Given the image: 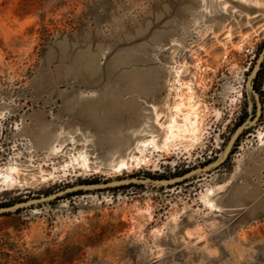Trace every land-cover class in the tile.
Here are the masks:
<instances>
[{
	"label": "rangeland",
	"instance_id": "1",
	"mask_svg": "<svg viewBox=\"0 0 264 264\" xmlns=\"http://www.w3.org/2000/svg\"><path fill=\"white\" fill-rule=\"evenodd\" d=\"M263 51L264 0H0V207L66 192L0 264H264Z\"/></svg>",
	"mask_w": 264,
	"mask_h": 264
},
{
	"label": "water",
	"instance_id": "2",
	"mask_svg": "<svg viewBox=\"0 0 264 264\" xmlns=\"http://www.w3.org/2000/svg\"><path fill=\"white\" fill-rule=\"evenodd\" d=\"M264 61V51L262 52L259 60H258V63L253 71V76L252 78L255 79L260 71V68L262 66V63ZM252 86V82L250 83V87ZM243 130V128H241L238 133H240L241 131ZM208 171V169H205V168H201L199 170H194L193 172H190L188 174H186L185 176L183 177H180L179 179H176V180H173V181H169V183H176V182H182V181H185L186 179H189L199 173H204ZM136 182H140V180H135ZM131 181H118V182H112V183H107V184H103V185H87V186H81V187H77V188H72L69 190V192H77V191H80V190H89V189H105V188H110V187H115V186H119V185H123V184H126V183H130ZM66 193V192H64ZM64 193H59V194H55V195H52V196H49V197H43L41 199H36V200H31V201H26V202H22V203H18L16 205H13V206H9V207H0V214H8V213H12V212H15V211H19L21 209H24V208H29V207H32V206H35V205H39V204H42V203H46V202H49V201H52L54 199H57L59 196H61L62 194Z\"/></svg>",
	"mask_w": 264,
	"mask_h": 264
},
{
	"label": "bare ground",
	"instance_id": "3",
	"mask_svg": "<svg viewBox=\"0 0 264 264\" xmlns=\"http://www.w3.org/2000/svg\"><path fill=\"white\" fill-rule=\"evenodd\" d=\"M184 99V98H183ZM183 99H181V100H183ZM180 104V105H179ZM178 109L179 110H182V109H186V108H188L190 105H189V102L188 103H186L185 101H181V103H178ZM191 107V106H190ZM192 108V107H191ZM196 108H194V110H195ZM176 110H177V107H176ZM178 110V111H179ZM179 112H181V111H179ZM188 112V111H187ZM192 112V111H191ZM195 112V111H194ZM185 113V112H184ZM176 114V113H175ZM179 114V113H178ZM186 115L187 114H189L190 115V118L189 119H191V115L192 114H190L189 112L188 113H185ZM179 115H182V114H179ZM179 115H178V117H179ZM185 115V119H187V116ZM184 116V115H183ZM196 116H197V112H196ZM189 117V116H188ZM160 118V117H159ZM181 118V117H180ZM179 119V118H178ZM182 119V118H181ZM188 119V120H189ZM198 119V118H197ZM197 119H195V120H197ZM195 120H193V121H195ZM187 121V120H186ZM180 122V121H179ZM191 122V121H190ZM197 122V121H196ZM187 123V122H186ZM180 124H182V123H180ZM189 125H190V123H188ZM192 124V123H191ZM195 124V123H194ZM182 126V125H181ZM183 127L185 128V129H187L188 128V125L187 124H185V125H183ZM198 126H194V128H191L192 129V132H193V134L195 133H197V131H198V128H197ZM169 128H170V134H171V137H173V139H177V137L176 138H174L175 136H177L178 135V133H179V131L181 130V127L179 126V124L177 123V120H175L174 118H173V121H172V124H171V126H169ZM189 129V128H188ZM165 130H167V129H165ZM185 133H186V130H185ZM180 134V133H179ZM187 134H190V133H187ZM187 134H184V137L187 135ZM192 134V133H191ZM181 135V134H180ZM196 135H198V134H196ZM168 138V137H167ZM169 138H170V136H169ZM180 138V137H179ZM183 138V137H182ZM191 139V137L189 138V140ZM196 139H197V137H196ZM195 139V140H196ZM185 140V139H184ZM193 140V139H192ZM174 141V140H173ZM196 142V141H195ZM153 143V142H152ZM151 142H147V143H145V144H143L142 145V147L143 148H149V146H150V144H152ZM167 146V145H166ZM176 146V145H175ZM154 147L155 148H159V146L157 147V146H155L154 145ZM165 147V146H164ZM145 152V151H144ZM146 156V155H145ZM145 158V157H144ZM142 159H143V157H142ZM138 162H139V160H137ZM145 162H144V164H146L147 162H146V160H144ZM148 161V160H147ZM85 162V161H84ZM142 162V161H141ZM121 168L122 169H128L129 168V164L127 163V162H123V163H121ZM133 166V165H132ZM10 171V170H9ZM12 171H14V170H12ZM5 174V173H4ZM18 174V173H17ZM11 178V177H10Z\"/></svg>",
	"mask_w": 264,
	"mask_h": 264
},
{
	"label": "trees",
	"instance_id": "4",
	"mask_svg": "<svg viewBox=\"0 0 264 264\" xmlns=\"http://www.w3.org/2000/svg\"><path fill=\"white\" fill-rule=\"evenodd\" d=\"M260 76H261V71H259L257 79H259Z\"/></svg>",
	"mask_w": 264,
	"mask_h": 264
}]
</instances>
